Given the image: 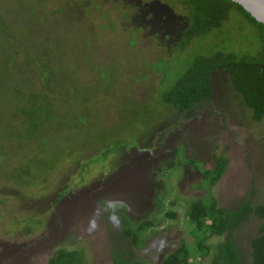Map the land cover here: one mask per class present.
Masks as SVG:
<instances>
[{
	"label": "rangeland",
	"instance_id": "1",
	"mask_svg": "<svg viewBox=\"0 0 264 264\" xmlns=\"http://www.w3.org/2000/svg\"><path fill=\"white\" fill-rule=\"evenodd\" d=\"M41 1L0 0V12L11 23H23L24 9L32 3L40 8ZM96 1L110 13L115 33L101 34V11L91 12L90 7L77 14L80 25L71 14L63 17L53 11L50 24L60 34L75 23L81 34L92 29L96 45L91 61L115 76L120 73L116 68L123 72L115 90L101 99L103 124L115 134L129 121L132 132L121 136L124 147L106 159L98 158L100 146L86 148L60 168L0 165V264H49L60 248L82 251L86 264H112L113 254L128 250L146 264H160L185 241L193 264H212L228 236L210 237L212 255L203 259L197 254L188 206L207 198L203 173L214 169L215 156L222 155L228 158L227 172L213 189L219 205L233 210L245 199L264 203V120H253L224 69L212 75V101L186 114L168 113L160 105L161 95L199 56L219 51L256 55L261 32L236 7L217 0L194 4L190 17L185 7L160 0ZM48 3L56 8L64 1ZM82 72L87 79L93 75L85 68ZM135 104L145 108L134 112L130 106ZM10 106L8 101L4 109ZM60 143L67 148L65 138ZM108 197L123 200L131 211H120L119 229L103 220L98 230H89L94 202ZM170 212L178 218L169 217ZM145 221H154L156 227L141 236L139 247L124 239L127 226ZM260 223L254 217L231 237L243 264H251V242L260 234Z\"/></svg>",
	"mask_w": 264,
	"mask_h": 264
},
{
	"label": "trees",
	"instance_id": "2",
	"mask_svg": "<svg viewBox=\"0 0 264 264\" xmlns=\"http://www.w3.org/2000/svg\"><path fill=\"white\" fill-rule=\"evenodd\" d=\"M34 1L39 0H30ZM48 1L42 0L40 8L32 3L24 9L27 19L19 24L11 23L8 16L0 12V165L3 167L60 168L68 158L86 148L100 146L103 149L98 158L106 159L124 147L125 140L121 136L132 132L129 121L119 128V134L116 131L113 134L103 124L101 99L115 90L123 72L116 68L120 73L115 76L109 68L91 61L90 54L96 45V39L91 36L92 29L81 34L75 23V26H67L66 35L60 34L49 20L53 18V12L63 17L71 14L80 25L81 19L77 14L83 15L84 9L90 7L91 12L101 11V34L102 30L115 33L116 24L110 13L103 12L102 5L96 0H63V5L56 8L50 7ZM160 1L173 8L185 7L190 17L188 11L203 0ZM217 1L236 7L260 30L261 50L256 55L239 56L219 51L211 56L197 57L184 75L162 93L160 105L168 113L186 114L199 104L211 102L212 75L215 70L224 69L230 74L244 105L252 112L253 120L263 121L264 25L239 4L231 0ZM74 3L77 6H73ZM135 45L136 40H133L132 46ZM84 68L92 72L91 78L83 76ZM93 82L95 86L89 87ZM8 101L11 106L4 109ZM143 106L135 104L130 107L137 112L135 108L141 110L145 108ZM146 113L149 115L148 110ZM93 116H96L94 120ZM120 137L121 141L118 140ZM62 138H65L66 149L58 145ZM80 138L83 139L80 141ZM214 159L215 168L203 173L207 198L193 201L187 209L199 248L197 254L203 259L211 256L207 240L212 236H228V240L213 254L212 264H243L242 254L231 237L254 217H259L260 234L251 242V264H264V203L255 205L245 199L237 209L220 206L213 189L227 172L228 158L222 155ZM168 216L178 218L177 213L170 212ZM153 227H156L154 221H145L136 227L127 226L122 235L139 247L141 236ZM193 257L185 241L166 255L160 264H193ZM49 264H86V258L82 251L60 248L50 258ZM112 264L146 263L133 258L128 250L113 254Z\"/></svg>",
	"mask_w": 264,
	"mask_h": 264
},
{
	"label": "clouds",
	"instance_id": "3",
	"mask_svg": "<svg viewBox=\"0 0 264 264\" xmlns=\"http://www.w3.org/2000/svg\"><path fill=\"white\" fill-rule=\"evenodd\" d=\"M122 210L131 211V208L119 198L108 197L103 198L101 201L94 202L92 212L88 217L89 230H98L103 220H107V222L111 223L113 228L119 229V213Z\"/></svg>",
	"mask_w": 264,
	"mask_h": 264
},
{
	"label": "water",
	"instance_id": "4",
	"mask_svg": "<svg viewBox=\"0 0 264 264\" xmlns=\"http://www.w3.org/2000/svg\"><path fill=\"white\" fill-rule=\"evenodd\" d=\"M242 6L257 22L264 25V0H231Z\"/></svg>",
	"mask_w": 264,
	"mask_h": 264
}]
</instances>
